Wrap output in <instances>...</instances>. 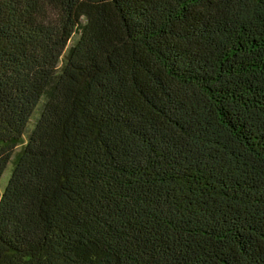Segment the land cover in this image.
Instances as JSON below:
<instances>
[{
    "label": "trees",
    "instance_id": "16d2710c",
    "mask_svg": "<svg viewBox=\"0 0 264 264\" xmlns=\"http://www.w3.org/2000/svg\"><path fill=\"white\" fill-rule=\"evenodd\" d=\"M10 161L0 264H264V0H0Z\"/></svg>",
    "mask_w": 264,
    "mask_h": 264
},
{
    "label": "rangeland",
    "instance_id": "374dc122",
    "mask_svg": "<svg viewBox=\"0 0 264 264\" xmlns=\"http://www.w3.org/2000/svg\"><path fill=\"white\" fill-rule=\"evenodd\" d=\"M77 38H78V32L75 33V34L72 36V38L69 40L66 49H67L70 45H72V44L74 43V41H75ZM65 53H66V50H65V52L63 53V56H64ZM61 64H62V59H61V61H60V63H59V66H60ZM42 102H43V100L40 101V104H41ZM38 112H39V107H37V108L35 109V111L33 112L32 117H31V119H30V121H29V123H28V125H27V129H26V131H25V133H24V136H23V141H24V143H25L26 140H27L28 133L30 132V130H31L32 127H33V124H34L35 119H36V117H37V115H38ZM20 147H21V146L17 147V149H19ZM11 169H12V162L10 161V162L7 164L5 170L3 171V173H2V175H1V177H0V194L2 193L4 187H5L6 184H7V181H8V179H9L10 174H11Z\"/></svg>",
    "mask_w": 264,
    "mask_h": 264
}]
</instances>
